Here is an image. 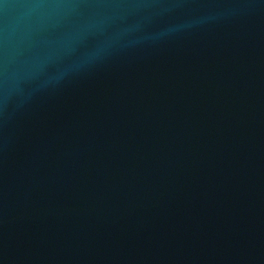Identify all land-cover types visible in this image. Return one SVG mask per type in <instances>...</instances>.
Returning <instances> with one entry per match:
<instances>
[{"label": "water", "instance_id": "obj_1", "mask_svg": "<svg viewBox=\"0 0 264 264\" xmlns=\"http://www.w3.org/2000/svg\"><path fill=\"white\" fill-rule=\"evenodd\" d=\"M0 264H264V0H0Z\"/></svg>", "mask_w": 264, "mask_h": 264}]
</instances>
